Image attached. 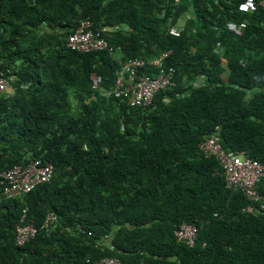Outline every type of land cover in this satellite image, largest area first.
I'll return each instance as SVG.
<instances>
[{
	"label": "trees",
	"instance_id": "1",
	"mask_svg": "<svg viewBox=\"0 0 264 264\" xmlns=\"http://www.w3.org/2000/svg\"><path fill=\"white\" fill-rule=\"evenodd\" d=\"M242 1L0 0V72L12 85L0 93V173L55 165L15 198L0 182V264H264V215L245 210L199 148L217 133L227 152L264 163V0L253 12ZM84 19L113 52L68 47ZM167 51L173 83L151 104L109 95L121 62ZM258 185L264 194V177ZM185 222L199 227L192 246L176 236ZM27 223L37 234L18 245Z\"/></svg>",
	"mask_w": 264,
	"mask_h": 264
},
{
	"label": "built area",
	"instance_id": "2",
	"mask_svg": "<svg viewBox=\"0 0 264 264\" xmlns=\"http://www.w3.org/2000/svg\"><path fill=\"white\" fill-rule=\"evenodd\" d=\"M179 1V0H175ZM264 4V3H263ZM257 9L255 0H244L239 5L242 12H253ZM245 25L243 24L242 27ZM241 25L230 22L228 28L236 34H241ZM183 24L171 26L169 33L180 36ZM68 47L80 52H92L113 48L99 31L93 28L91 20H82L76 30L68 36ZM171 51L151 60L149 64L143 58H131L122 63L116 84L112 92L115 97L124 98L132 106H146L152 103L157 93L166 89L173 83L175 68L163 66L165 59ZM146 66L159 68L158 73L152 74L142 71ZM92 86L98 89L102 77L93 73L91 75ZM12 85L4 72H0V93L11 92ZM220 136L217 133L206 137L199 143L200 150L207 156H215L223 166L226 185L232 190H241L250 201L245 210L264 215V194L259 189V182L264 177V163L245 154V152H227L221 145ZM55 175V165L51 162H43L41 159L31 160L28 164L17 165L0 173V182L7 198H15L32 191L38 184L50 181ZM55 215H47L45 226L49 227L55 220ZM37 227L33 223L18 224L16 243L23 245L37 234ZM199 235V227L195 223H183L176 230V236L189 245H194ZM91 264H125L116 257L106 256L93 261Z\"/></svg>",
	"mask_w": 264,
	"mask_h": 264
},
{
	"label": "rangeland",
	"instance_id": "3",
	"mask_svg": "<svg viewBox=\"0 0 264 264\" xmlns=\"http://www.w3.org/2000/svg\"><path fill=\"white\" fill-rule=\"evenodd\" d=\"M116 55H118V53Z\"/></svg>",
	"mask_w": 264,
	"mask_h": 264
}]
</instances>
